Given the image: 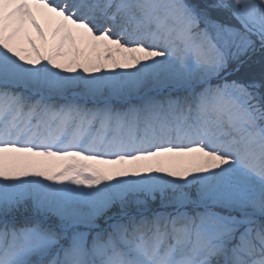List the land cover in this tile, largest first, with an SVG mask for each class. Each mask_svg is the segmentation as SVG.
I'll use <instances>...</instances> for the list:
<instances>
[{
  "label": "snow or ice",
  "instance_id": "snow-or-ice-1",
  "mask_svg": "<svg viewBox=\"0 0 264 264\" xmlns=\"http://www.w3.org/2000/svg\"><path fill=\"white\" fill-rule=\"evenodd\" d=\"M0 264H264V0H0Z\"/></svg>",
  "mask_w": 264,
  "mask_h": 264
},
{
  "label": "trees",
  "instance_id": "trees-1",
  "mask_svg": "<svg viewBox=\"0 0 264 264\" xmlns=\"http://www.w3.org/2000/svg\"><path fill=\"white\" fill-rule=\"evenodd\" d=\"M259 61H260V57L259 54H257L252 58V61H249L248 64H245L244 66L241 67L240 73H234L232 78H241V79L244 78V76H246L249 73L250 66L258 74L260 71Z\"/></svg>",
  "mask_w": 264,
  "mask_h": 264
}]
</instances>
